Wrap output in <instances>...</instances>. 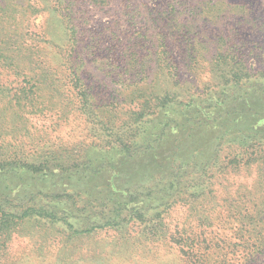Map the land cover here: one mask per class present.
<instances>
[{
    "label": "rangeland",
    "instance_id": "obj_1",
    "mask_svg": "<svg viewBox=\"0 0 264 264\" xmlns=\"http://www.w3.org/2000/svg\"><path fill=\"white\" fill-rule=\"evenodd\" d=\"M13 2L38 32L59 31L57 20L73 10L91 44L77 49L74 69L68 55L76 50L51 48L43 64L27 69L36 78L0 60V155L21 164L1 170L0 195L24 211L51 203L79 230L45 223L50 216L21 221L0 233V264H264L256 249L264 238V147L239 145L244 136H264V0ZM29 3L35 7L24 10ZM141 110L130 131L131 114ZM184 159L213 163L205 191L215 198L161 211L147 193L160 196L158 182ZM200 167L182 172L183 181ZM67 192L80 193L78 201L51 196ZM90 200L96 205L82 209ZM146 206L163 213L145 220L130 211ZM202 206L207 220L197 216Z\"/></svg>",
    "mask_w": 264,
    "mask_h": 264
},
{
    "label": "trees",
    "instance_id": "obj_2",
    "mask_svg": "<svg viewBox=\"0 0 264 264\" xmlns=\"http://www.w3.org/2000/svg\"><path fill=\"white\" fill-rule=\"evenodd\" d=\"M68 4H71V2H69ZM16 7H18V5L15 4L13 0L0 1V60H2V62L4 61L11 67L18 69L20 74H23L24 76L30 78H36L35 75H33L31 72H28L27 69L33 65L40 66L41 64H43L45 60L48 58V54L51 48L54 49L57 48L62 51L76 50V56H74L72 52L70 55H68V62L70 64V67L71 69H74L75 66L73 64H76L78 60H82V57L77 59V57L79 56V52L77 51V49L79 48L89 49V45L91 44V41H85V39H82V36L78 31L79 24L76 22V19L73 15V10L70 9V12H66L65 14H62L60 11V14H62V16H60V18L57 20V26L59 28V31L50 32L49 30H47V28H45V31L38 32L30 29L32 27L30 25V22H26L25 18H23L26 15L24 16L17 15L18 9ZM34 7H35L34 5H31L29 3L27 8H24V10H29ZM241 67L242 68L240 71L243 72L244 67L243 66ZM242 75L250 76L245 72L242 73ZM68 77H70L71 80L74 81V78L69 73H68ZM239 79H242V76H239ZM246 79L249 80V77ZM28 81L31 82V80ZM76 81L82 83L81 79H77ZM240 82L241 80L239 82L237 81V83ZM79 85L80 84L78 83L75 84V86H79ZM83 86L84 85H82V87ZM78 89H80L81 91L82 88L78 87ZM0 90L3 91V88H0ZM84 93L86 96L88 95V92L85 89H84ZM82 100L83 98L79 100L80 104L83 102ZM88 100L89 98L88 99L85 98V103H89L90 105V102ZM30 103L31 102H24L22 105L27 106ZM144 114H145L144 110H141L139 112H134L131 114L132 117H136V118H134L133 121L135 123H131L129 126L131 129L130 131L134 132L136 129H138L139 119ZM257 134L258 133H255L254 135L244 136L242 138L243 140H240L242 145L239 144L241 149H246L249 151V149L254 147L256 148L257 147L260 148V146L264 147V136L256 137ZM115 138L117 139L116 141L118 143H121L122 145L124 144V147L128 151H131V149L133 150V148L135 147L134 143H126L127 138L125 137V135L116 134ZM217 147H219L220 149L219 151H222V147L219 145L215 146L214 149H216ZM262 151L264 155V148H262ZM218 155L219 152L218 154L215 153L213 156L218 157ZM85 156H88L87 152H85ZM11 158H15V157L12 154H7V153L0 155V172L5 167L7 168L10 167L11 169H13V166L21 165L16 162H13L14 159ZM46 158L48 159V158H57V157L55 154H49L48 156H46ZM177 164L175 171L170 174V177L168 178V182L165 181L158 182V185L160 187L159 190L161 191H157L156 193H160L159 194L160 196L153 195V193L156 191L153 188L149 190V193L147 194L149 195L151 201L153 202L160 201L158 205L163 206V210L161 211H166L168 208H170V206H172V204L182 200L186 201L187 203H190L191 204L190 206L197 205L200 198H202L204 195L206 196L208 201H213V199L215 198L213 192L205 191L206 187L208 188L212 185L211 177L209 174L213 169L212 167L213 163H211L210 161L199 163L195 160L184 159L183 161H180ZM199 166H201L200 168L202 171L198 176H194L193 178L189 176L187 182L183 181L182 172L188 174L189 170L193 168H198ZM26 167H28L29 169H33V168L37 169V166L34 164L32 166L26 164ZM189 175L191 174L189 173ZM205 178H207V180ZM208 178H209V182H208ZM206 182L207 185L205 186ZM160 185H163L162 188ZM68 195L69 197H72L78 201V197L80 196V193H77L76 195L75 194L72 195L71 193L67 192L66 194H62V195L55 194L51 196L53 197V199H59V198H64ZM164 196H168L169 199L164 200ZM0 198L3 199L1 201H4V202H0V218H2V221L0 220L1 221L0 233L3 235L4 234L7 235L8 233L12 232L17 227V225L20 224L21 221H25V220L40 221L42 219L46 220L49 219V216L55 219L52 220L53 222L46 221L45 223H51L52 225H56V222H61L71 230H74L77 233L79 232L76 226L68 222L69 215L60 216L59 210L55 209L54 207L55 205H51V203H46L45 207L41 209L32 208L31 210L28 209L24 211V210H18L17 208L18 207L22 208V206L17 204L16 201L14 200H9L8 196L0 195ZM135 198H137L136 195L132 197V199ZM89 202L90 204L88 205L86 203L87 205H83L82 209H87L88 207H90V205L91 207L93 205H96L91 200ZM97 204H99L100 206H104L105 202L102 200L101 202L99 201V203ZM143 209L133 208L130 211L132 214L136 212L139 217L144 218L145 220H147L148 217H151L150 219H155L157 218V216H160L161 213H163L158 211L157 213H155V215L149 214L147 213V211L150 209L149 206L143 207ZM113 211L114 213L115 211H117V208L114 206H113ZM206 211H207L206 209L205 210L203 209V206L200 208H196L197 216L200 219L203 218H205L206 220L209 219V215L208 213H206ZM212 225L213 222L205 226L203 225L200 226L202 228V227H211ZM243 232L245 235L244 230ZM199 233L202 234V231H199ZM258 237L261 238L260 235H258ZM250 239H252V235L250 236ZM261 239L264 240V238ZM263 240H260L258 242L260 245L256 247V249H260L262 253H264ZM240 246L242 247L243 251H247L248 253L252 254V245L249 244V240L248 241L244 240ZM216 248L219 253L223 250L222 246L218 243Z\"/></svg>",
    "mask_w": 264,
    "mask_h": 264
}]
</instances>
